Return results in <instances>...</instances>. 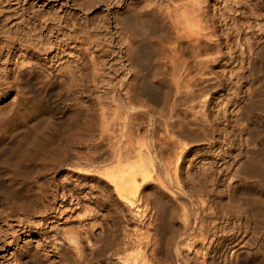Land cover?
I'll return each mask as SVG.
<instances>
[{
	"label": "bare ground",
	"instance_id": "bare-ground-1",
	"mask_svg": "<svg viewBox=\"0 0 264 264\" xmlns=\"http://www.w3.org/2000/svg\"><path fill=\"white\" fill-rule=\"evenodd\" d=\"M146 1L138 9L134 0H83L66 16L32 21L22 36L3 33L0 218L27 227L35 215L42 235L41 247L19 248L18 264H84L106 253L120 264H264V25L246 33V0ZM250 1L264 14V0ZM98 4L96 31L87 11ZM18 44L45 54L69 47L88 72L43 75L15 60L10 70ZM10 91L11 100L2 97ZM80 116L47 164L83 178L76 194L60 193L69 210L95 220L93 207L119 201L137 217L122 243L109 206L110 228L89 221L81 231L49 224L53 199L35 204L37 158ZM83 236L94 247L86 256Z\"/></svg>",
	"mask_w": 264,
	"mask_h": 264
},
{
	"label": "rangeland",
	"instance_id": "rangeland-1",
	"mask_svg": "<svg viewBox=\"0 0 264 264\" xmlns=\"http://www.w3.org/2000/svg\"><path fill=\"white\" fill-rule=\"evenodd\" d=\"M82 1L83 0H0V53L1 52L4 53V48L2 47L3 36H5V35H3L4 32L5 33L7 32V36H10V37L22 36L25 34V31H27V30L32 31L31 28H34L33 25L31 24L32 21L37 22L40 20L41 17L47 18L49 20L51 17H53L54 15H57V14L62 15V16H66L68 9L70 10V12H73L74 10L77 9V7H79V5L81 4ZM143 1H144V3H142ZM94 2L97 3L98 0H94ZM246 2H248V3H245V5H246L245 7H247V9H249V11H251V10L253 11V12L251 11V13H253V15L250 13L251 15L246 16V17H248V16L250 17V18L248 17L249 20L247 18H245V20H244L245 27L248 25V23L246 24L247 21L250 24L248 26L251 27V28L247 27L248 29L246 28L248 30V31H246V33L250 34L252 32V28H253V32L255 33L257 31L255 29H258L260 27V26L259 27L256 26L257 24L258 25L259 24L264 25V21H263L264 20V14L261 13V14H263L262 15L263 17H261V14L258 13L260 11H257V10L255 11L252 9L254 1L252 2L250 0H246ZM146 3L148 4V1H146V0H140V1L134 0V4H136L137 7L139 6L138 9L139 8L141 9V5L143 6ZM250 5H251V8H249ZM99 6L103 7L102 4H98L97 6L95 5V6H93L92 9L87 11L88 15H94L95 14L93 17H90L88 20V22H90V26H93V28H95V30L97 29L95 27V26H97V24L104 23L103 16L99 15V12H98L101 9L103 10L104 8H100L98 10ZM214 12H215V10H214ZM229 13H231V15H232V12H229ZM254 13H257V14L254 15ZM256 15H259L260 17L256 16ZM23 17L24 18L26 17V18L24 19ZM253 17H254V19H253ZM258 18L261 19V21ZM20 19H22V20H20ZM255 20L259 21V22H256ZM260 22H262V24ZM96 31H98V30H96ZM38 32H39L38 28H36L35 33H34L35 35H32L30 37V40H32L34 43H36ZM19 45L20 44H18V46H16V49L13 50L14 52L12 51L13 54L11 53V55H9L10 56L9 60L5 61V63L7 62L6 64L8 65V67H9L8 69H10V70H12V68H14L13 63L15 60V62H20V61L24 62L25 61L24 63H26L29 61L31 63H36V65H38L37 67H39V71L43 72V75L45 74L44 72H46L45 70L55 71L56 69H58L60 67L66 68V70L70 69L73 71L79 70L81 68V70H83L84 72H88V69H85L86 64H84L85 59L83 58V56L81 57V59H82L81 60L80 56L77 54V52L74 49H71L69 47L60 48L58 50V53H56V51H52L50 53L47 52L45 54L44 52L38 51V49L41 48L40 44H37L35 46L37 48H33L31 46H27V47L24 46L23 47V45L22 46L21 45L19 46ZM3 94H4V96H2V97H4L5 99L8 98V100H11L14 96V93H11V91L7 92V93H3ZM85 100H87V104L90 102L89 99H86V97H85ZM80 118H81V116H80ZM83 121H84V117L81 118V121L79 120L78 123L76 122V124H74V125H76L75 127L70 128V130L68 129V131L66 130L65 132H63L64 134L61 133V134H63L62 136H64L63 137L64 139L61 138L62 136H60V138H54L55 139V140H53L54 142L49 143L48 144L49 146L48 145L46 146L47 148L44 147L45 150H42V152H41L42 156L40 155L41 157L39 159L37 158V160H36L37 162H35L34 169L31 172L32 173L31 174L32 179L30 178V181H33L31 184L33 186L34 194H35V192L37 194V196L35 194V197L37 198V199L35 198V202H36L35 204L44 205L47 201L53 199L52 201H49V202H51L53 204V206L57 207V209H56L57 212L52 213L53 210H50V212H48L49 214L47 213L48 216H50L49 217L50 219L48 221L49 224L62 225L65 223L68 226V228L73 226V228H70V229H74V230L76 228L78 229L79 227H81L84 223L87 224L89 221L90 222L94 221L92 223L98 224V228L100 227L99 229L110 228L109 226H111L112 223L115 221V219H117V221L119 222L117 224V228L119 227V231H117V233H118V236L120 237V241H121L119 243H122L123 239H124L123 236L130 234L136 230L135 226H138V223L136 221L137 217L134 216L132 213H130L131 211L127 207L122 206V204L119 203V201L117 202V198L115 197V195L113 193H112L114 195L113 197L116 198L115 202H117V203L111 205L112 206L111 209H110V207H111L110 205H106V206L99 205V207H98V205L97 206L93 205V203L90 205V206H95V207H93L94 211L96 213V217H97L95 220H89V219H85L86 217H82L83 213L79 212V210L76 208L77 206L76 207L73 206L77 210L74 208L69 210L70 209L69 206H72L69 203H72V201L71 202H68L69 200L66 201L65 200L66 196H64V198L62 199L60 197V195H62V194H60V193H62V192L64 193L65 191H68L69 193L76 194L78 191V186L76 188V185H78V181L80 182L83 178L82 179L79 177L77 178V176L72 174V172L66 173L65 172L66 170H62V169H57L56 171L51 173V171H53V170H50V167H48L49 165L47 164L50 161V160L47 161L48 160L47 158H49V157L51 158L54 155L53 151L56 152V150H60L62 145L63 146H65V144L69 145V143L72 141V137H71L72 134L76 132V130L78 129V127L81 125V123ZM65 135H67V136H65ZM60 139H62V140H60ZM46 149H47V151H46ZM45 162H46V164H45ZM36 166H38V167L36 168ZM42 168H44V169H42ZM48 170H50V171L48 172ZM33 177H35V179H37V180H35ZM74 182H75V184H74ZM41 183L45 185L44 186V187H46L45 190L46 189L48 190L47 191L48 192L47 193L48 198L45 197L46 200H45V198H42L43 200H41V197L39 198V195L37 193L38 192L37 187L39 185H41ZM63 185H65L64 190L62 189ZM68 185L70 186V189L72 188V190H69ZM88 185H89V183L86 186H88ZM81 187L82 186H79V188H81ZM67 188H68V190H66ZM86 192H88V191H86ZM86 192L83 191V193L86 195V197L89 198L88 196H90V193L86 194ZM83 193H80V195ZM84 194L81 196L82 197L85 196ZM86 197H84L83 199H85ZM41 201H42V203L39 204L38 202H41ZM107 206H109L108 207L109 210H111V211L113 210L114 212L117 213L116 216H118V218L112 219V216H109L110 213H108V211H107L108 210ZM58 208L63 210L61 215L60 214L57 215L59 213ZM76 211L80 214L77 215ZM79 215H80V217H78ZM34 216L35 215H31V217H32L31 219H32L34 224L36 223L35 226H34V224L31 223L33 226L30 224L27 227H26V225L23 226V224L21 222L19 223L18 218L17 219L15 217L8 218V219L6 218V220H1V218H0V264H18V262L16 261L17 260V251L19 250V248H23L25 243L26 244L28 243V245H29L28 248L29 247L30 248L41 247V245H42V238H40V237H42L41 231H40L41 227L38 226V220ZM132 216H134V217H132ZM32 221H30V222H32ZM111 221H113V222H111ZM69 222H70V224H69ZM85 224L83 226H85ZM82 228L83 227L79 228V230H81ZM262 234L263 233H261L260 236ZM15 236L19 237L17 245L15 244V242L13 240ZM83 237L81 238L83 240V241L81 240L83 242V244H81V246L82 245L85 246L86 252H83L82 254L86 256L87 253L90 252V249H88V248L93 249L94 247L93 246L90 247V245L86 244L87 240L85 237L84 238ZM90 240L92 242H94V240L92 238H90ZM89 244H91V242ZM99 244H102V242H99L98 245ZM118 246H122V244H119ZM88 257H89L88 259H90V256H88ZM206 257H208V256H206ZM53 260H54L53 262H55L54 264H57L56 258ZM88 261L86 260V262H88ZM91 261L92 262H90V263H86L84 261V264H120L116 260V257L113 255L110 256L109 253L108 254L106 253V255L103 257L101 256V257H98V259L97 258L94 259V262H93V260H91ZM218 261H220V260H218Z\"/></svg>",
	"mask_w": 264,
	"mask_h": 264
}]
</instances>
